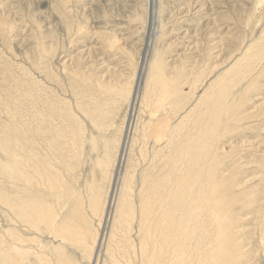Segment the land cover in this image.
Wrapping results in <instances>:
<instances>
[{"label":"rangeland","instance_id":"obj_1","mask_svg":"<svg viewBox=\"0 0 264 264\" xmlns=\"http://www.w3.org/2000/svg\"><path fill=\"white\" fill-rule=\"evenodd\" d=\"M149 4L150 0H0V123L9 125V109L22 106L25 112L26 108L33 106L32 93H37L40 104L47 99L53 114V118L47 121L51 142L61 143L64 147L55 153L50 147L54 154L52 160L49 158L54 165L53 171L55 168L61 170L54 176H59L64 189H53L49 183L46 190L41 186L44 199L48 201V211L55 213L59 221L69 218L73 210L84 211L92 224V240L95 235H104L105 232L108 242L114 234V247L108 255L105 245L99 264H113L110 257L117 259L116 264H146L140 257L138 246L139 256L136 257L133 249L128 250L123 244L131 218L126 214V206L120 213V198L124 183L129 182L137 206L139 183L143 176L155 173L150 164L153 151L161 146L154 145L148 130L149 115L160 109V104H165L173 117L171 124H178V136L186 139L190 136L189 130L200 127L199 121L208 122L206 106L208 108L210 104L211 85L224 78L228 91L222 97V123L217 134L207 135L206 140L207 143L212 140L216 148L214 153L219 155L214 162H217L218 171H215L216 178H219L216 181L232 179L234 191L229 190L228 194L239 196L227 208L230 218L236 213L234 219L237 220L232 222L234 219L228 215L229 219L225 220V227L229 226L226 228L233 232V243L226 261L264 264V0H155L153 6L156 7L158 25L149 22ZM105 32L116 37L119 42L114 45L117 46L108 47L106 38L101 36ZM247 49L251 52L243 57ZM154 59L156 62L161 60L157 66H152ZM144 62L147 67L132 112L130 93L140 81ZM234 62L237 67L233 68ZM153 67H156L155 73L151 72ZM149 73L154 83L147 88ZM164 82L167 90L172 88L176 93L165 103H160ZM204 95L207 99L199 101ZM84 111L94 112L97 116L103 112V129L97 130ZM226 112L234 114L232 119ZM72 119L77 125L80 120L86 123L78 157L72 152L71 134L65 128ZM126 134L123 165L119 168V175L114 176L112 212L100 233L98 218L89 207L90 183H98L101 193L105 194L111 176L109 172ZM206 155L204 159L212 162L211 154ZM5 157L0 146V160ZM64 161L71 162L72 171ZM41 166L44 167V162ZM4 173H0L3 183L0 187L8 183L12 190L6 192L22 200L13 192L17 183L4 177ZM63 176L66 181L61 180ZM34 192L33 189L19 190L23 199L31 197ZM76 198L82 199V204H78ZM1 204L0 224L3 223L0 232L5 233L0 234V240L3 236L9 239L5 229L14 226L10 230L21 233L24 240L20 242L25 248H20L19 252L31 248L28 252L31 251L32 259L47 251V258H53V246H58L60 240L46 233L36 235L37 230L31 229L28 221L17 218L8 206ZM74 216H78V212ZM43 224L41 230L46 227V223ZM89 224L83 223L81 227ZM231 224L235 228L232 229ZM138 229L135 217L130 235L137 245L142 236ZM189 236L184 239L185 243ZM60 245L61 250H58L66 251L78 264H88L86 260H89L92 249L86 252L70 242ZM129 252L133 262L127 260Z\"/></svg>","mask_w":264,"mask_h":264},{"label":"bare ground","instance_id":"obj_2","mask_svg":"<svg viewBox=\"0 0 264 264\" xmlns=\"http://www.w3.org/2000/svg\"><path fill=\"white\" fill-rule=\"evenodd\" d=\"M153 2L155 3V0H150L149 6L147 5V14L149 22H154L155 24L157 22V14L155 15L156 7L154 8ZM3 26L5 30H8V26H6L4 22ZM101 36L106 38V42L109 45L108 47L117 46L114 44L118 40L113 34L105 32V35ZM249 51L250 49H247L242 56L245 57ZM158 58L160 59V57ZM160 61L161 60L156 62V59H154V64H152V66H157ZM237 61L238 59L235 62ZM235 62L232 67L235 65ZM145 63L146 62H144L143 68H141L142 72L141 77L139 78L140 81H138L135 91L130 93L132 96L130 101V111L132 112L133 108L136 106L135 103L138 100V95L140 94L141 80L147 67L145 66ZM155 69L156 67H153L151 72L155 73ZM149 75L146 84L147 88L151 87V84L154 83L152 74L150 76ZM221 79L223 80L221 81ZM217 81L213 82L211 85L212 92H210V96L208 97L210 104H208V108L206 106V109H208V113H206L208 122L204 119L199 121L200 127H195V129L189 130L190 136L186 139H182L178 136V128H176L178 124H171L173 117L169 113V107H165V104H160L161 108L153 112L151 116L149 115L150 126L148 130L151 133L150 135L153 137L154 145L161 146L159 149H155L154 151L152 150L154 158L151 160L150 166L153 170H155V173L149 176L142 175V182L139 183L141 185L140 189H138L140 201L137 206L135 204L136 201L134 202L135 198H132V186L129 182V184H126V182L124 183L120 198V213L123 212V209L126 206V214H128L131 218L129 228L124 232L123 244L128 250L133 249L136 257L139 256V252L137 254L136 251V247L138 246L140 248V257L142 258V261L143 259L146 261L144 262L146 264H165V262L168 264H233L226 261L230 254V245L233 243V232L230 228V231L226 228L229 226L225 227V220L228 218L227 215L229 216V214H231H227L229 204H231L232 200L236 201V198H239V196L235 197L234 195L230 196L228 194V191L232 190L235 185L232 179L226 180L225 178L220 182L216 181L219 178H216V171H218V169L217 162H214L218 160L219 155L214 153L216 148L212 143V140H210L211 142L209 143H207L206 140L207 135L215 136L217 134L218 128L222 123V112L224 111L222 97L227 94L228 91V83H225L224 78H220V80L218 82ZM166 85L167 83L164 82V89L162 91L163 96L162 99L160 98V103H165V101L172 98L176 93L175 89L172 90L171 88L167 90L165 88ZM31 96H33L34 99L33 106H30L29 109L26 108L25 112L22 106L17 107L16 110H10L8 108L9 125L0 123V146L6 153L5 159L0 160V173L5 172L4 177H7L9 180L11 179L17 183V188L14 186L16 191L14 190L13 192L15 195L22 198V200L16 199L13 195L11 196L8 194L7 192L12 189L9 185H7V183L5 185L10 188L5 185L0 187V201L5 206H8L15 213L17 218H20L22 221H28L31 224L29 227L33 230H37L35 231L36 235H39V233L50 234L53 239L60 240V243L58 246H53V258H47V251V253H43L42 255L38 254L37 259H32L33 257L31 258L30 253L31 251L28 252L31 248H26V250L19 252L20 248H25V246L21 244L22 242H20L24 241L21 238V233L10 230L14 226L10 229L4 228L7 230L10 238L6 239V236H3V233L5 232H0V234H3L2 240H0V264H78L75 258L69 256L66 251L63 249V251L58 250H61L60 244L66 242H70L86 252H89L92 249L89 255L90 258L86 261H88V264H99V259L105 245L106 252L109 255L113 246L114 234L112 233L110 238L108 237V242H106L105 232H103L104 235H95L94 240H92V224H89L90 218L84 211L73 210L69 214V218H65L62 221L57 219V215L55 213L48 211V201L44 199L45 197L41 186H44V189L46 190L48 189L47 183H49L53 189L56 187L63 188L60 183L61 181L59 180V176H54L57 173H60L61 170L55 168L56 170L53 171L52 167H54V165L50 161L52 160L51 157L54 154L51 152L50 147L54 148V153L55 150H60L64 147L61 143L56 145L55 142H51L52 136L49 132L50 125L47 124V121L49 118H53V114L47 105L48 100L46 99L43 104H40V99L37 93H32ZM205 97V95L202 96L199 101L202 102L204 99H207ZM50 104L51 103L49 102V105ZM198 106L199 103L197 104V107ZM65 109L67 110L66 106ZM84 113L85 117L90 118L93 126L97 128V130L103 129V112H100L98 116L95 115L94 112L90 113L88 111H84ZM226 114L229 119H232L234 115L231 112H226ZM70 116L72 117V115ZM5 119L7 118L5 117ZM84 125H86L84 120H80L77 125L76 120L72 119L67 122L65 126L71 134L69 141L72 146V152L76 154V157L80 155V144L82 143V139H84L85 135ZM55 137H58V135H55ZM123 139L124 143L120 148V152H118V158L115 160V163L109 172L111 173V176L108 188L105 190V194L103 195L101 193V187L98 183H90L91 194L89 197V207L93 214L95 213V216L98 218V225L100 227H98L99 229L97 228L98 232H100V229L103 231L104 227H106L112 212V204L114 202V176L117 177V174L119 175V168L123 161V150L125 149L128 139L127 134ZM106 148H108V144L106 145ZM211 148L213 152L211 151ZM206 154H211L210 160H212V162L207 160L208 158L204 159V157L207 156ZM49 158L51 160H49ZM43 162L44 167L41 166V164L43 165ZM65 163L68 165V170L72 171L70 167L72 166L71 162L64 161V164ZM214 165L216 167H214ZM61 180L66 181L65 176H63ZM4 181L7 182L6 179ZM2 184L3 183L1 181L0 185ZM68 186L71 185L68 184ZM150 187H152V189H150ZM20 189H33L35 194L31 197L29 196L27 199H23L22 194L19 193ZM75 200L78 204L83 202L81 201L82 199L79 200L76 198ZM84 203H86V200ZM75 212H78V216L76 217L74 216L76 215ZM235 214L234 216H236ZM234 216H232V219L230 216L229 218L233 220ZM135 217L138 220V230L142 233L139 245H137V243L135 244L136 241H134L130 235V232H132V219ZM235 220L237 219H234L232 222ZM2 223L0 225H2ZM11 223L13 224V222ZM43 223H46V227L44 230H41L40 227L41 224L44 225ZM83 223L89 224V226L81 227ZM233 227L235 228V226H232L231 224L232 229ZM235 235L237 234L235 233L234 236ZM187 236H189V239L185 243L184 239L187 238ZM11 249H13L14 252L11 251ZM204 249L207 250L205 251ZM32 252L36 253L35 251ZM130 252L127 256V260L129 258L130 262H133L132 259L134 258L130 256ZM109 259L113 262V264L117 263L116 258L110 257Z\"/></svg>","mask_w":264,"mask_h":264}]
</instances>
